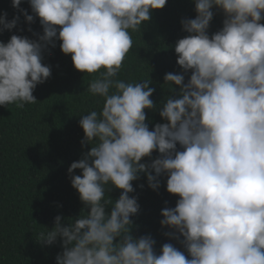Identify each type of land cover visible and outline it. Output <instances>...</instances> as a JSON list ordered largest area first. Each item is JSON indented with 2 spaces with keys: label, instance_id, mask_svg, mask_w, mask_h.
I'll list each match as a JSON object with an SVG mask.
<instances>
[{
  "label": "clouds",
  "instance_id": "clouds-1",
  "mask_svg": "<svg viewBox=\"0 0 264 264\" xmlns=\"http://www.w3.org/2000/svg\"><path fill=\"white\" fill-rule=\"evenodd\" d=\"M167 2L30 0L44 28L39 41L15 34L7 43L0 41L3 106L37 102L34 89L51 76L42 49L53 38L62 41L63 53L72 54L77 70L99 73L87 91L104 98L102 110L79 121L93 146L68 169L70 174L82 169L71 183L90 211L68 226L58 215L55 226L37 236L47 245L62 240L57 264H264V0H195L197 16L181 21L190 35L175 44L177 63L192 70L190 80L185 84L182 74L165 75L167 84L181 86L180 96L167 99L160 111L168 123L149 130L145 109L155 108L151 81L116 77L133 47L131 32ZM20 5L21 0H12L33 22ZM214 5L226 18L210 37ZM18 20L19 15L7 20L5 12L0 31L13 29ZM56 25L62 26L58 36ZM157 149L160 157L150 165L141 162ZM141 172L154 190L166 174L167 191L179 194L174 208L162 209L161 225L184 237L191 259L171 243L158 255L150 235H132L130 217L140 205L129 193ZM110 183L123 192L108 213ZM166 235L179 239L174 232Z\"/></svg>",
  "mask_w": 264,
  "mask_h": 264
},
{
  "label": "trees",
  "instance_id": "trees-1",
  "mask_svg": "<svg viewBox=\"0 0 264 264\" xmlns=\"http://www.w3.org/2000/svg\"><path fill=\"white\" fill-rule=\"evenodd\" d=\"M20 8L33 15L34 21L28 22L23 12L12 6V0H0V16L6 12L7 20L11 21L19 15L16 27L0 31V41L7 43L14 34L39 41L44 34L41 18L32 11L30 0H21ZM212 11L214 16L207 30L210 37L223 28L226 18L219 6L214 5ZM197 14L195 0H168L164 8L152 10L151 20L139 31L131 32L133 47L116 78L125 82L151 81L149 87L155 91L150 99L155 108L145 109L149 130H154L157 123H168L160 111L167 99L180 96L181 86L167 84L165 75L182 74L185 84L190 80L192 70L185 71L177 63L175 44L190 35L181 21L194 19ZM55 27L58 36L62 26ZM53 43L42 49V63L50 66L51 76L34 89L37 102L24 107H18L19 102L0 105V264H57V256L64 250L62 240L58 238L47 245L37 239L38 234L52 229L58 215L68 226L90 211L71 183L72 175H82V169L71 174L68 169L93 146L85 141L79 121L93 110L98 113L102 110L104 98L87 91L88 84L99 73L77 70L72 54L62 52V41L53 38ZM177 150L184 148L177 143ZM160 156L157 149L141 162L150 165ZM149 171L156 175L154 169ZM167 179L162 173L155 190L149 186L145 172L132 181L134 191L129 196L137 198L140 208L130 217L131 233L135 238L150 235L156 241L154 250L158 255L163 244L171 243L191 259L181 243L184 237L161 225L162 209L174 208L180 199L179 194L167 191ZM122 192L111 183L106 186L105 197L113 201L106 205V212H111ZM169 232L176 233L179 239L166 235Z\"/></svg>",
  "mask_w": 264,
  "mask_h": 264
}]
</instances>
